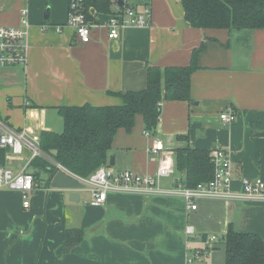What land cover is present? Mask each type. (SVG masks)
<instances>
[{
  "label": "crops",
  "instance_id": "obj_1",
  "mask_svg": "<svg viewBox=\"0 0 264 264\" xmlns=\"http://www.w3.org/2000/svg\"><path fill=\"white\" fill-rule=\"evenodd\" d=\"M67 2L0 0V25L20 26L22 9L28 10L30 23L27 67L0 68L1 119L39 143L42 132L62 133L58 107L121 106L118 94L146 88L148 67H188L197 51L190 101L163 102L154 135H144L139 115L131 132L118 130L107 166L154 175L158 155L149 148L159 139L165 149L161 154L172 158L187 146L205 152L224 148L235 193L241 177L264 180V29L194 28L184 19L181 1L151 0V25L126 28L114 40L107 39L103 27L106 14L88 7L96 25L91 41L83 44L65 26ZM226 112L235 116L230 124L220 119ZM1 150V164L12 166L14 173L39 171V181L26 205L20 193L0 190V264H184L192 250L200 253L195 264H224L229 228L264 242L263 201L202 199L192 211L180 198L111 194L93 207L81 194L85 189L52 188L49 174L29 162L28 149L18 157ZM177 177L184 176L162 179V186L170 187ZM144 200L152 210L165 209L177 229L170 233L168 220L142 215ZM186 227L192 234L186 236ZM71 229L83 231V238L64 254L62 234Z\"/></svg>",
  "mask_w": 264,
  "mask_h": 264
},
{
  "label": "trees",
  "instance_id": "obj_2",
  "mask_svg": "<svg viewBox=\"0 0 264 264\" xmlns=\"http://www.w3.org/2000/svg\"><path fill=\"white\" fill-rule=\"evenodd\" d=\"M180 1L184 19L194 28L224 29L229 33L264 29V0ZM85 7H93L103 14L110 12L109 0H85ZM196 54L197 51H194L188 67L164 70L148 67L146 88L118 94L123 102L121 106L58 107L63 131L60 134L42 132L38 143L40 151L70 173L88 178L99 167L108 165L107 154L117 131L131 132L136 116L142 117L144 131L154 135L163 102L190 101V76L197 69ZM208 154L190 146L175 150L174 175H183L188 187L210 181L213 167ZM2 156L3 150L0 149V159ZM31 165L51 178L58 173L51 163L41 157L34 158ZM32 175L38 183L39 171ZM82 238L83 231L79 229L64 230L63 253H69ZM224 244V264H264V242L257 235L235 232L229 228L224 236Z\"/></svg>",
  "mask_w": 264,
  "mask_h": 264
},
{
  "label": "built area",
  "instance_id": "obj_3",
  "mask_svg": "<svg viewBox=\"0 0 264 264\" xmlns=\"http://www.w3.org/2000/svg\"><path fill=\"white\" fill-rule=\"evenodd\" d=\"M67 19L65 26L72 29L77 39L83 43L91 41L92 28L95 22L91 10L85 7V0H67ZM119 1L121 4H119ZM180 1V0H176ZM110 12L106 14L103 27L108 40L118 39L126 28H146L151 25V0H109ZM30 23L28 10L20 11V26L9 27L0 25V68L21 67L28 64ZM62 27H56L60 32ZM45 31V27L40 28ZM220 119L224 124H230L235 116L228 112L222 113ZM144 135L149 133L144 131ZM0 148L6 149L10 155L18 157L24 149L31 152V162L41 157L51 163L58 172L71 176L84 186L89 195V205L99 207L103 205L111 194H133L144 197H177L184 201L188 210H196V202L202 199L233 200L239 202L263 201L264 180L241 177L240 190H231L233 181L232 162L224 148H214L209 152V160L213 167L212 179L195 187L186 186L183 179L173 180V184L166 188L161 184L162 179L174 176V161L165 151L163 143L155 139L149 148V153L158 155L157 167L154 175H139L130 171H114L111 167L101 166L88 178H80L61 165L55 163L48 155L43 154L38 147V140L26 130H16L9 123L0 118ZM28 162V163H29ZM27 163V164H28ZM38 188L32 173L20 170L14 173L8 167L0 164V190L5 189L18 192L26 205L27 197ZM186 234H192V228L186 227ZM211 237L210 241H215ZM200 257L198 250L185 256L184 264H195Z\"/></svg>",
  "mask_w": 264,
  "mask_h": 264
},
{
  "label": "water",
  "instance_id": "obj_4",
  "mask_svg": "<svg viewBox=\"0 0 264 264\" xmlns=\"http://www.w3.org/2000/svg\"><path fill=\"white\" fill-rule=\"evenodd\" d=\"M119 4L121 2L119 1ZM49 15V10L48 8L44 12V18H48ZM53 154H56L55 151L52 152ZM110 166H113V159L110 160L109 163ZM50 186L55 189H65V190H82L84 189V186L76 181L74 178L71 176H68L62 172L56 173L50 180ZM74 195V194H72ZM76 196V195H75Z\"/></svg>",
  "mask_w": 264,
  "mask_h": 264
},
{
  "label": "rangeland",
  "instance_id": "obj_5",
  "mask_svg": "<svg viewBox=\"0 0 264 264\" xmlns=\"http://www.w3.org/2000/svg\"><path fill=\"white\" fill-rule=\"evenodd\" d=\"M9 168L12 169V171L14 170V169L12 168V166H9ZM31 170H32V169L30 168V171H31ZM41 176H44V174H41ZM42 183H43V181H42ZM81 194H82V196H84V198H86V201L89 200V198H88V193L86 192V190H85V191H81ZM175 198H177V197H175ZM161 199H165V198H157V199H156V202L159 201V200H161ZM147 201H148V200H144V201L142 202V203H143L142 207L147 208V211H145V212H144V209H143V211H142V215H144V216L146 215L147 217L152 218V219L168 220L169 231H170V233H171V230H176V229H177L176 226H175V224L171 226V223H172V222H171V220L169 219V217H170L171 215H167L165 209L161 208V207L158 205V206H156L157 208H156L155 210H152V207L150 208L149 205L147 206ZM88 203H89V202H88ZM138 209H139V207H138ZM138 209H137V210H138ZM161 209H162L163 211H162ZM185 230H186V229H185ZM173 232H174V231H173ZM185 234H186V233H185ZM186 236H187V234H186ZM192 251H194V250H192ZM192 251L187 252L186 255H188L189 253H192Z\"/></svg>",
  "mask_w": 264,
  "mask_h": 264
}]
</instances>
